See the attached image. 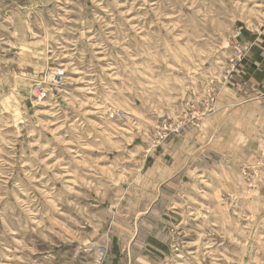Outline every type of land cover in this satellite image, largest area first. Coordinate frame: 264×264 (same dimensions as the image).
I'll list each match as a JSON object with an SVG mask.
<instances>
[{"label": "rangeland", "instance_id": "374dc122", "mask_svg": "<svg viewBox=\"0 0 264 264\" xmlns=\"http://www.w3.org/2000/svg\"><path fill=\"white\" fill-rule=\"evenodd\" d=\"M262 67L264 0H0V264H264Z\"/></svg>", "mask_w": 264, "mask_h": 264}, {"label": "bare ground", "instance_id": "6f19581e", "mask_svg": "<svg viewBox=\"0 0 264 264\" xmlns=\"http://www.w3.org/2000/svg\"><path fill=\"white\" fill-rule=\"evenodd\" d=\"M101 47V46H100ZM29 57V56H28ZM109 65V64H108ZM112 68V67H111ZM55 69V68H54ZM108 69V68H107ZM112 70V69H111ZM110 70V71H111ZM57 73H59V71L58 70H56V71H52L51 72V77H53V78H56V76H57ZM111 75V74H110ZM44 83V82H43ZM47 86V85H46ZM35 92H36V94L38 95V96H40V93L37 91V90H35ZM90 93V92H89ZM101 110V109H100ZM206 246V245H205Z\"/></svg>", "mask_w": 264, "mask_h": 264}, {"label": "crops", "instance_id": "0c3cea01", "mask_svg": "<svg viewBox=\"0 0 264 264\" xmlns=\"http://www.w3.org/2000/svg\"><path fill=\"white\" fill-rule=\"evenodd\" d=\"M262 69L264 70V67H262Z\"/></svg>", "mask_w": 264, "mask_h": 264}]
</instances>
